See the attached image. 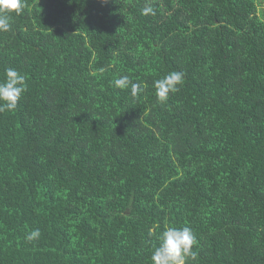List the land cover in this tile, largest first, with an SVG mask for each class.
<instances>
[{"label":"trees","instance_id":"16d2710c","mask_svg":"<svg viewBox=\"0 0 264 264\" xmlns=\"http://www.w3.org/2000/svg\"><path fill=\"white\" fill-rule=\"evenodd\" d=\"M152 7L155 14L144 15ZM0 33V264H264V0H24ZM184 82L165 103L154 81ZM142 83L133 96L113 81ZM40 229L38 240L27 233Z\"/></svg>","mask_w":264,"mask_h":264},{"label":"clouds","instance_id":"9594fccd","mask_svg":"<svg viewBox=\"0 0 264 264\" xmlns=\"http://www.w3.org/2000/svg\"><path fill=\"white\" fill-rule=\"evenodd\" d=\"M24 0H0V33L11 30L7 14L23 9ZM144 15H154L152 7L142 9ZM184 82L182 72L172 71L161 79L154 81L156 96L160 103H165L170 94L179 91ZM114 87L125 90L131 87L133 96L143 92L142 83L133 82L129 76L123 75L113 81ZM27 91L26 76L15 68H7L3 79H0V113L15 111L22 96ZM41 236L40 229H34L27 233L25 239L28 242L38 240ZM198 244L195 234L188 226H170L159 237V245L154 247L151 255L153 264H188L189 260L195 261L198 253L194 246Z\"/></svg>","mask_w":264,"mask_h":264}]
</instances>
